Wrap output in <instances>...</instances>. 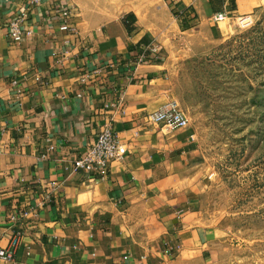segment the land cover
Segmentation results:
<instances>
[{"label": "crops", "instance_id": "1", "mask_svg": "<svg viewBox=\"0 0 264 264\" xmlns=\"http://www.w3.org/2000/svg\"><path fill=\"white\" fill-rule=\"evenodd\" d=\"M163 1L180 27L238 12L237 0ZM92 2L0 0V250L13 256L0 264H212L227 229L201 212L209 177L195 133L148 119L173 101L169 58L135 65L155 33ZM61 4L75 31L60 30ZM16 18L33 31L20 43ZM25 78L20 96L12 82ZM108 123L124 160L105 181L73 173Z\"/></svg>", "mask_w": 264, "mask_h": 264}, {"label": "rangeland", "instance_id": "2", "mask_svg": "<svg viewBox=\"0 0 264 264\" xmlns=\"http://www.w3.org/2000/svg\"><path fill=\"white\" fill-rule=\"evenodd\" d=\"M237 2L220 25L181 27L163 0H93L92 7L112 19L136 13L156 35L149 44L169 58L173 101L209 177L201 212L206 224L227 229L212 264H264V0Z\"/></svg>", "mask_w": 264, "mask_h": 264}, {"label": "built area", "instance_id": "3", "mask_svg": "<svg viewBox=\"0 0 264 264\" xmlns=\"http://www.w3.org/2000/svg\"><path fill=\"white\" fill-rule=\"evenodd\" d=\"M42 0H33L34 4L40 3ZM62 21L60 30L62 32L75 31V27L72 26L71 20L73 19V11L65 4L58 6V14L56 15ZM228 15L225 13L217 14L214 20L218 23L227 19ZM245 26H250V18L241 19ZM23 18H16L9 24V38L14 43H20L33 36V31L22 30ZM149 57H148V55ZM159 54V50L156 47L149 45L144 49V53L139 57L135 65L144 63H150L155 61ZM23 80L15 79L12 82V86L17 89L20 96L24 93ZM38 81L42 82L41 79ZM115 106V105H114ZM151 123L162 124L163 127L169 131H176L178 129L187 128L189 121L184 113L181 111L179 104L175 101L170 102L163 106L160 110L152 113L148 116ZM123 144L121 143L117 132L111 124H106L102 127L101 131L97 135L96 141L88 147L86 152L74 161L73 173H86L88 175L95 176L97 180L105 181L110 167L113 163L123 161L125 158V152L123 150ZM53 191L59 189L58 184H52ZM47 199H50L47 197ZM24 216V215H23ZM26 216V214H25ZM19 215H13L11 220L17 222ZM12 253L6 250H0V258L5 260L12 259Z\"/></svg>", "mask_w": 264, "mask_h": 264}]
</instances>
